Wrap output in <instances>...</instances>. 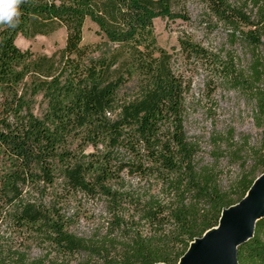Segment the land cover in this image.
<instances>
[{"label":"trees","instance_id":"obj_1","mask_svg":"<svg viewBox=\"0 0 264 264\" xmlns=\"http://www.w3.org/2000/svg\"><path fill=\"white\" fill-rule=\"evenodd\" d=\"M174 2L23 0L18 26L0 25V228L15 239L0 247V264H178L264 174L263 158L258 174L225 191L215 167L197 162L184 129L190 86L154 32L156 19L188 22ZM203 3L229 45L248 51V67L186 36L180 59L205 72L207 90L254 102L263 127L264 0ZM87 20L98 43H82ZM61 29L65 44L52 56L15 44ZM131 82L132 94L120 95ZM77 196L102 209L86 237L62 210ZM32 244L41 258L28 261L22 249ZM236 251L237 264H264V216Z\"/></svg>","mask_w":264,"mask_h":264},{"label":"rangeland","instance_id":"obj_2","mask_svg":"<svg viewBox=\"0 0 264 264\" xmlns=\"http://www.w3.org/2000/svg\"><path fill=\"white\" fill-rule=\"evenodd\" d=\"M227 1L232 5H243L247 2ZM173 6L175 12L187 16L188 22L179 19L174 22L154 20L157 44L173 55L174 71L181 73L190 86L185 96L184 129L188 141L197 147V162L200 165H213L220 187L227 191L240 177L258 174L264 158V119L262 118L263 127L257 126L256 119L259 115L256 114L254 102L245 100L232 91L211 88L207 90L205 72L201 69L192 70L182 63L178 38L189 37L206 50L219 54L232 50L240 69H247L250 57L248 51L239 43L233 47L229 45L226 31L217 26L215 20L209 16L203 0H175ZM84 24L83 45L98 43L100 39L96 35V26L88 20ZM64 39L65 32L61 29L52 35H37L34 38L18 35L15 44L21 51L29 50L37 56H52L64 47ZM262 54L264 56V50ZM134 85L131 82L120 95H131ZM39 113L37 106L36 114ZM89 152H92L91 148L86 151ZM51 199V196L45 198L47 202ZM62 206L66 218L72 219L71 232L80 237L90 234L102 211L99 202L87 201L81 196L66 200ZM13 242L15 239L1 227V249H9L14 245ZM22 251L28 261L41 258L38 245L26 246Z\"/></svg>","mask_w":264,"mask_h":264},{"label":"water","instance_id":"obj_3","mask_svg":"<svg viewBox=\"0 0 264 264\" xmlns=\"http://www.w3.org/2000/svg\"><path fill=\"white\" fill-rule=\"evenodd\" d=\"M263 216L264 174L237 205L222 211L217 227L194 241V246L190 244L183 264H237L236 248L252 237L255 223Z\"/></svg>","mask_w":264,"mask_h":264},{"label":"clouds","instance_id":"obj_4","mask_svg":"<svg viewBox=\"0 0 264 264\" xmlns=\"http://www.w3.org/2000/svg\"><path fill=\"white\" fill-rule=\"evenodd\" d=\"M22 3L23 0H0V25L15 29L20 23Z\"/></svg>","mask_w":264,"mask_h":264},{"label":"bare ground","instance_id":"obj_5","mask_svg":"<svg viewBox=\"0 0 264 264\" xmlns=\"http://www.w3.org/2000/svg\"><path fill=\"white\" fill-rule=\"evenodd\" d=\"M208 233H209V232H208ZM208 233H207V234H208ZM207 234H206V235H207ZM195 243H196V242H192V243H191V247H192V246H194V245H195ZM183 263H184V258H183V259H181V260L179 261V263H178V264H183Z\"/></svg>","mask_w":264,"mask_h":264}]
</instances>
